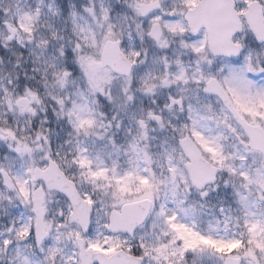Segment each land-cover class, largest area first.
<instances>
[{
	"label": "snow or ice",
	"instance_id": "snow-or-ice-1",
	"mask_svg": "<svg viewBox=\"0 0 264 264\" xmlns=\"http://www.w3.org/2000/svg\"><path fill=\"white\" fill-rule=\"evenodd\" d=\"M0 264H264V0H0Z\"/></svg>",
	"mask_w": 264,
	"mask_h": 264
}]
</instances>
